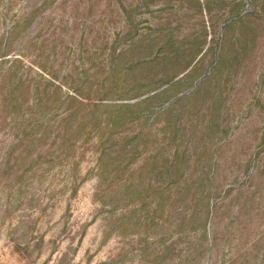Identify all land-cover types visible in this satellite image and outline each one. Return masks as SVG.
<instances>
[{"label": "rangeland", "instance_id": "rangeland-1", "mask_svg": "<svg viewBox=\"0 0 264 264\" xmlns=\"http://www.w3.org/2000/svg\"><path fill=\"white\" fill-rule=\"evenodd\" d=\"M0 264H264V0H0Z\"/></svg>", "mask_w": 264, "mask_h": 264}, {"label": "trees", "instance_id": "trees-1", "mask_svg": "<svg viewBox=\"0 0 264 264\" xmlns=\"http://www.w3.org/2000/svg\"><path fill=\"white\" fill-rule=\"evenodd\" d=\"M185 69H186V68L184 67V68L182 69V71H184ZM175 77H176V76L174 75V76H172V77H170V78H167V79H166V80H167V83H169L170 85L176 84V83H173V82H172V81L174 80ZM161 94H164L163 91L160 92V93H155V94L149 96L148 99H146L145 101H148L149 99L157 98V97H158L159 95H161ZM208 204H209V201H207V205H208ZM208 213H209V208H208Z\"/></svg>", "mask_w": 264, "mask_h": 264}]
</instances>
